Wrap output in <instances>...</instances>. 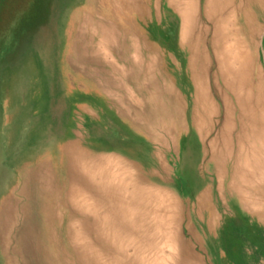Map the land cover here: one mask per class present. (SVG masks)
Returning a JSON list of instances; mask_svg holds the SVG:
<instances>
[{"label": "bare ground", "instance_id": "bare-ground-1", "mask_svg": "<svg viewBox=\"0 0 264 264\" xmlns=\"http://www.w3.org/2000/svg\"><path fill=\"white\" fill-rule=\"evenodd\" d=\"M77 1L62 0L74 21L58 32L68 112L58 137L50 111L26 112L34 127L14 165L17 198L0 212V264H153L129 229L134 207L154 216L158 196L184 236L175 264H200L192 250L220 248L230 222L264 239V0ZM109 128L117 141L103 139ZM190 140L196 172L182 194L169 160ZM101 158L117 159L118 175L96 169ZM248 244L235 264L255 262Z\"/></svg>", "mask_w": 264, "mask_h": 264}, {"label": "rangeland", "instance_id": "rangeland-1", "mask_svg": "<svg viewBox=\"0 0 264 264\" xmlns=\"http://www.w3.org/2000/svg\"><path fill=\"white\" fill-rule=\"evenodd\" d=\"M85 1L82 0V3L78 0L77 3L84 7ZM61 4L62 0H0V146L3 147V150L0 147V212L4 210L7 202L17 198L13 195L10 186L17 188L20 186V176L14 165L22 154L25 145L24 137L34 127V119L29 118L26 113L28 109L41 107L47 114L50 111L48 121L58 124L57 133L55 131L56 137L61 130L60 111L68 112V104L60 101L61 97L58 95L66 91L65 81L61 82L63 74L58 32L61 21L67 20L71 24L74 20L64 15L65 8ZM12 22L15 23L12 24ZM9 26H11L10 29H6ZM172 26L173 24L167 23L160 31L161 38L166 41V47L172 44L171 34L174 28ZM145 30L146 34L150 31L149 28ZM100 60L104 65L108 64L101 57ZM73 67L76 68V65ZM44 87L48 88V91H44ZM37 97L38 100H35ZM112 131L110 128L109 131L106 130L103 136L105 141L112 142L119 139L118 135ZM184 143V145L181 141L178 143V153L175 158L169 160L168 167L171 175L177 180V188L182 194L187 193L190 177L196 172L197 165V144L192 140L188 144ZM99 167L118 175V168H121V165L117 159L107 163L106 159L101 158L95 164L96 169ZM115 178L117 179L113 182L118 185V176ZM5 195L8 196L7 199L4 198ZM154 205L156 207V209L154 207V213H156L154 216L151 213L150 204L148 210L145 208L146 210L141 211L140 208L134 207L141 221L134 227L130 226L129 232H136L134 231L136 229L137 232H141L142 239L147 241L146 244L144 242L140 244L142 253L146 255H143V258L147 262L154 260L153 264H175L173 254L176 253L179 244L178 234L180 237L184 236L180 232L177 234L175 227L177 218L169 212L164 203H161L159 196L155 199ZM184 226L185 224L181 223L180 229L183 230ZM250 232L246 226L238 222H230L226 233L222 234L223 242L220 248L210 247L207 253L198 248L192 251L201 261L200 264H235L239 245L250 242L252 246L248 244L246 251L248 257L255 260L251 264H261L264 261V239ZM150 244L152 246H148ZM186 252L184 251L185 255Z\"/></svg>", "mask_w": 264, "mask_h": 264}]
</instances>
